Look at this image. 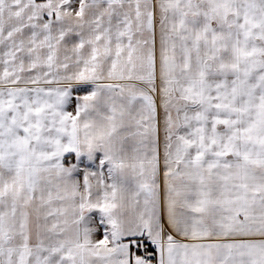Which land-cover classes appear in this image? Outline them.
<instances>
[{"label": "snow or ice", "instance_id": "obj_1", "mask_svg": "<svg viewBox=\"0 0 264 264\" xmlns=\"http://www.w3.org/2000/svg\"><path fill=\"white\" fill-rule=\"evenodd\" d=\"M0 264H264V0H0Z\"/></svg>", "mask_w": 264, "mask_h": 264}]
</instances>
